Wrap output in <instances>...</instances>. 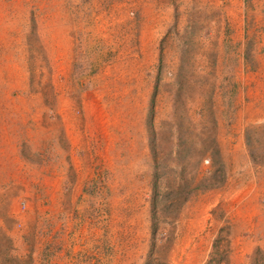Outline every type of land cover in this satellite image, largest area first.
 I'll use <instances>...</instances> for the list:
<instances>
[{
	"label": "rangeland",
	"instance_id": "374dc122",
	"mask_svg": "<svg viewBox=\"0 0 264 264\" xmlns=\"http://www.w3.org/2000/svg\"><path fill=\"white\" fill-rule=\"evenodd\" d=\"M155 1L0 0V264H264V0Z\"/></svg>",
	"mask_w": 264,
	"mask_h": 264
},
{
	"label": "bare ground",
	"instance_id": "6f19581e",
	"mask_svg": "<svg viewBox=\"0 0 264 264\" xmlns=\"http://www.w3.org/2000/svg\"><path fill=\"white\" fill-rule=\"evenodd\" d=\"M153 11H154V10H153ZM152 17H154V16H152ZM154 18H155V17H154ZM150 19H151V18H150ZM147 23H148V22H147ZM157 23H158V20H155L154 24H157ZM153 26H154V25H153ZM152 28H153L152 25H150V26H149V25H146V26H145V29H146V30H145V33H144L145 42H143V46H144V47L142 48V49H143V52H144V55H146L147 52H148V49H147V47H146V46H147V45H146V44H147L146 41L151 37V34H152V32H153ZM149 50H150V49H149Z\"/></svg>",
	"mask_w": 264,
	"mask_h": 264
},
{
	"label": "crops",
	"instance_id": "0c3cea01",
	"mask_svg": "<svg viewBox=\"0 0 264 264\" xmlns=\"http://www.w3.org/2000/svg\"><path fill=\"white\" fill-rule=\"evenodd\" d=\"M151 1H152V0H151ZM150 3H151V2H150ZM150 3H149V4H150ZM156 3H157V4H159V1H158V0H156V1H155V4H156ZM157 4H156V5H157ZM147 5H148V4H147Z\"/></svg>",
	"mask_w": 264,
	"mask_h": 264
}]
</instances>
